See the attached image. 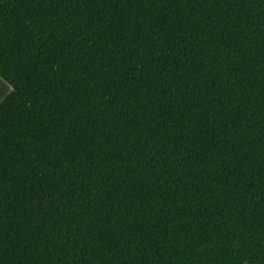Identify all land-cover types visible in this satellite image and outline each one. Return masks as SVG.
I'll list each match as a JSON object with an SVG mask.
<instances>
[{"label": "trees", "instance_id": "trees-1", "mask_svg": "<svg viewBox=\"0 0 264 264\" xmlns=\"http://www.w3.org/2000/svg\"><path fill=\"white\" fill-rule=\"evenodd\" d=\"M0 264H264V0H0Z\"/></svg>", "mask_w": 264, "mask_h": 264}, {"label": "crops", "instance_id": "crops-1", "mask_svg": "<svg viewBox=\"0 0 264 264\" xmlns=\"http://www.w3.org/2000/svg\"><path fill=\"white\" fill-rule=\"evenodd\" d=\"M5 81L2 79V78H0V88H2V86H3V83H4ZM6 83V82H5ZM2 84V85H1ZM6 84H8V83H6ZM9 85V84H8ZM10 86V85H9ZM11 90V86L10 87H8V90H7V92L6 93H4L2 96H1V98H0V102L2 101V99L8 94V92Z\"/></svg>", "mask_w": 264, "mask_h": 264}, {"label": "rangeland", "instance_id": "rangeland-1", "mask_svg": "<svg viewBox=\"0 0 264 264\" xmlns=\"http://www.w3.org/2000/svg\"><path fill=\"white\" fill-rule=\"evenodd\" d=\"M1 85H2V84H1ZM8 87H10V86L4 82L2 88H0V98H1V96H2L4 93L7 92Z\"/></svg>", "mask_w": 264, "mask_h": 264}]
</instances>
